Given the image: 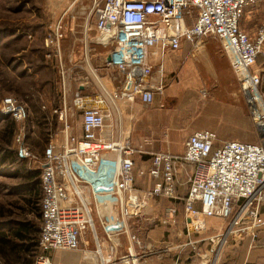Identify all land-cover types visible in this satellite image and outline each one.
<instances>
[{"label":"built area","instance_id":"obj_1","mask_svg":"<svg viewBox=\"0 0 264 264\" xmlns=\"http://www.w3.org/2000/svg\"><path fill=\"white\" fill-rule=\"evenodd\" d=\"M263 4L264 0H104L97 10V45L110 50L109 66L123 76V87L115 98L133 100L140 97L151 104L155 95H162L164 84L153 86L149 79L154 72L150 64L153 49H177L181 41L194 46L206 39H216L230 58L231 69L239 80L246 103L259 133L257 143L229 141L216 147L217 134L199 131L189 136L183 161L193 165L194 172L186 197L185 220L191 233L206 230L207 220L221 219L227 230L213 240L217 247L213 259L193 247L197 264H217L222 247L230 234L254 241L256 230L264 227L261 208L264 204V84L256 70L257 60L264 49V23L251 36L241 29L245 10ZM191 19L190 26H184ZM58 33L55 34L59 37ZM6 107L15 118H21L11 99ZM73 104L82 117V137L70 132L67 107L59 112L65 124V139L59 148L53 142L44 151L42 164L40 254L35 264H52V251H81L92 264H115V246L103 257L100 242L95 237L97 250L81 249V240L94 231L95 217L107 209L108 200H117L118 211L112 225L100 217L106 239L129 234L130 222L141 217L148 197L173 198L175 195L173 158L168 154L153 157L148 174L158 179L142 198L135 188L136 153L129 144L105 141L98 135L104 128L105 115L97 108H88L83 96L76 93ZM71 133V135H70ZM117 152L115 174L109 190L95 189L85 180V174H95L107 153ZM28 156L26 149H21ZM97 207V209H96ZM175 209H169L160 219L162 225L175 222ZM114 226V228H113ZM131 240L138 243L135 236Z\"/></svg>","mask_w":264,"mask_h":264},{"label":"crops","instance_id":"obj_2","mask_svg":"<svg viewBox=\"0 0 264 264\" xmlns=\"http://www.w3.org/2000/svg\"><path fill=\"white\" fill-rule=\"evenodd\" d=\"M260 6L264 5L259 4L253 7L260 9ZM192 23L191 19H186L184 26H190ZM241 29L251 36H254L256 31L247 29L242 21ZM109 54V49H105L99 55L96 54L95 66L87 62L83 66L77 65L80 69L83 68L86 80L81 82L76 90L83 96L88 108H97L104 113L106 119L104 128L98 132L100 137L121 146L129 144L133 149L142 148L143 152L136 153L133 157L135 188L142 198H145V194L149 193L155 182L158 181V179L152 178L148 171L152 165L153 157L159 154H168L173 158L172 168L176 178V197L174 196V199L182 200L184 196L187 197L194 167L182 159L185 154L186 142L189 136L195 132H215L217 134L216 147L229 141L256 143L252 133H238L239 129L247 128L248 125L247 121L243 123L240 120L244 112L240 109L239 119L238 111V108L243 106L242 104L245 105L246 96L241 89H238L239 80L231 69L229 56L222 51L220 45L218 46L210 40H205L198 46L181 41L177 49H153L150 64L153 66L154 72L149 82L153 86L164 84L165 89L162 95H155L151 104L144 103L140 97L133 100L122 97L115 98V95L120 93L123 87L124 79L108 64L103 63L102 57ZM94 67H96V72L93 70ZM96 73H98V78ZM202 89L210 91L215 101H203L202 95L199 94L201 91H205ZM70 101L71 99L66 101L63 108H68ZM73 134L77 137L83 135L82 121ZM63 143L58 145L59 148ZM117 154L115 152L114 160L117 158ZM112 155L113 152L107 153L104 158L108 160L112 158ZM145 199L147 205L142 216L130 222L129 234L118 238V254L123 249L130 256L131 264H151L152 258L156 257L152 255L153 253L147 246L151 244L142 243L140 238L142 237L144 241L147 238V241L156 242L160 232L164 233L162 230L166 229L164 236L175 240L176 244L171 248L172 251H175L173 259L165 264H197L193 247L189 243H196L195 247L199 253L206 254L209 260L213 259L217 247L211 246L204 238L203 234L206 232L200 235L191 233L182 213L180 215L182 218L176 219L175 217V222L166 225L167 227L154 226L164 217L159 218V215L169 203L164 201L156 205L154 202L149 203L150 197ZM117 204L116 199L110 198L107 209L103 210L101 214L95 210L98 221L100 217L103 219L115 217L118 211ZM179 206H182L181 202ZM169 207L171 206L165 208V212ZM261 219H264V207L261 209ZM206 222L207 231L213 229L211 231L214 234L222 233L226 227V224L224 225V222L218 218L208 219ZM263 230L257 231L259 232L257 240L259 242L254 250L252 247L255 241L253 242L249 237L241 241L243 242L242 248L235 246V248H241L243 260L247 259L253 264L258 259H264ZM131 235L136 237L138 243L131 240ZM86 240V238H82L81 249L88 247L89 243ZM112 242L114 240L107 241L105 247L108 249ZM238 249H235L233 255L224 249L220 256V263L224 259L222 264H243L241 252L239 253ZM48 255L52 264H92L84 259L81 251H52ZM239 261L241 263H238Z\"/></svg>","mask_w":264,"mask_h":264},{"label":"rangeland","instance_id":"obj_3","mask_svg":"<svg viewBox=\"0 0 264 264\" xmlns=\"http://www.w3.org/2000/svg\"><path fill=\"white\" fill-rule=\"evenodd\" d=\"M103 4L104 0H0V229L30 221L41 222L28 205L29 200L33 201L38 198L40 207L41 182L40 185H36L32 179H27L23 175L31 172L39 175L35 179L41 180L45 149L52 141L58 146L65 139V124L60 119L58 120V117L64 103L69 99L71 101L68 104L66 123L72 133L79 128V123L82 121L81 112L74 107L72 98L76 93H79L76 88L86 80V76L83 68L80 69L77 66L80 63L72 64L71 61L78 59V55L76 57L75 55L80 50L79 58H83L84 63L87 62L95 66L96 54L99 55L105 49L107 50V48L96 44L99 36L97 10ZM260 7V9L259 7H249L245 12L242 24L247 29L255 31L264 23V6ZM61 27L65 33L64 41L60 35L59 37L55 36L58 30L60 34ZM206 40L220 45L216 39ZM93 70L96 72V67ZM256 70L261 73L264 81V49L258 57ZM96 74L98 78V73ZM238 86V89H241L240 85ZM202 90L205 91H201L202 93L199 94L202 95L203 101H215L210 91ZM261 93L264 95V84ZM6 99L12 100L13 107L19 109L21 118H15L8 110L5 104ZM242 105L238 108L239 119L241 109L244 114L240 120L243 123L247 121L248 125L247 128L239 129L238 133H252L256 139L254 142L257 143L260 137L256 124L248 106H245L247 103ZM70 113L73 116L69 117ZM21 149H26L29 155L23 156ZM175 179L174 177V181ZM149 200V203L154 202L156 205L164 201L169 203L167 206L171 207L166 210L175 209L176 219L182 218L181 213L185 219L186 196L182 200H175L174 197L171 199L150 197ZM180 202L182 206H179ZM166 207L159 218L166 215ZM97 219L96 216L94 231L90 230L84 234L89 245L83 249L95 252L97 250L95 237H97L102 255L106 259L111 253V243L108 249L105 247V243L114 240L112 244L115 246V263L117 242L115 239H106ZM156 225L159 228L160 226L167 227L160 222L154 226ZM207 228L203 231L206 232L203 236L212 246V239L219 238L228 226L219 234H214L211 231L213 229L207 231ZM263 229L264 227L260 228V231ZM165 231L166 229H163L164 233L160 232L157 241H153L154 243L147 241V238L145 241L142 237L140 238L142 243L151 244L147 246L153 253L152 255L156 256L152 258L151 264H165L173 259L175 251H172L171 248L176 244V241L165 237ZM258 233L255 234L252 250L259 242L257 241ZM236 235H229V244L222 247L217 264H222L224 261L223 259L220 263V256L224 249L233 255L235 249H238L235 246L241 247L243 243L241 241L248 238L243 236L236 239ZM241 248L238 250L239 253L241 252V260H243ZM247 255L250 254L247 253ZM240 261L238 263H241ZM257 261L253 264H264V259ZM107 263L105 262V264ZM242 263L252 264L247 259H244Z\"/></svg>","mask_w":264,"mask_h":264},{"label":"trees","instance_id":"obj_4","mask_svg":"<svg viewBox=\"0 0 264 264\" xmlns=\"http://www.w3.org/2000/svg\"><path fill=\"white\" fill-rule=\"evenodd\" d=\"M23 177L32 179L36 185H40L41 180L35 179L39 177L38 174L30 172ZM38 203V198L28 201L30 209L37 216L36 218L41 220L40 223L30 221L0 229L1 264H35V260L40 254L39 235H41L42 228L41 202L40 207Z\"/></svg>","mask_w":264,"mask_h":264},{"label":"water","instance_id":"obj_5","mask_svg":"<svg viewBox=\"0 0 264 264\" xmlns=\"http://www.w3.org/2000/svg\"><path fill=\"white\" fill-rule=\"evenodd\" d=\"M97 1V0H95ZM64 29L63 27L60 28V37L64 41ZM80 50L77 51L75 57L78 55L77 60L71 61L72 64H75L77 62L80 63V65H84L83 58H79ZM104 64H110L111 63V55H107L105 57H102ZM73 116L72 113L69 114V117ZM71 135V133H70ZM114 155L115 152H113L112 158L102 161L98 171L95 174L86 173L85 174V180L90 182L95 189H103V190H109L112 187L113 184V178L115 174V163H114ZM117 215V213H116ZM115 215V217H116ZM114 217V218H115ZM114 218H108L107 225L111 226ZM114 228V226H113ZM118 236H115L114 239L117 242V253H116V264H131L130 256L127 255V253L122 249L121 253L118 254L119 251V245H118Z\"/></svg>","mask_w":264,"mask_h":264}]
</instances>
